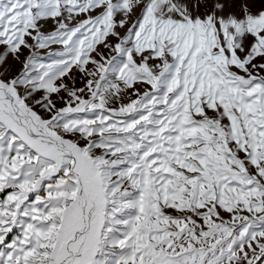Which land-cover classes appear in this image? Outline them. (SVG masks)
Returning a JSON list of instances; mask_svg holds the SVG:
<instances>
[{
    "label": "snow or ice",
    "instance_id": "obj_1",
    "mask_svg": "<svg viewBox=\"0 0 264 264\" xmlns=\"http://www.w3.org/2000/svg\"><path fill=\"white\" fill-rule=\"evenodd\" d=\"M0 264H264V0H0Z\"/></svg>",
    "mask_w": 264,
    "mask_h": 264
}]
</instances>
